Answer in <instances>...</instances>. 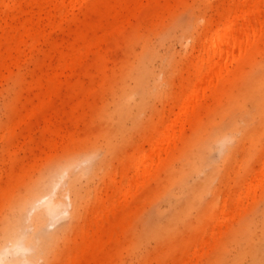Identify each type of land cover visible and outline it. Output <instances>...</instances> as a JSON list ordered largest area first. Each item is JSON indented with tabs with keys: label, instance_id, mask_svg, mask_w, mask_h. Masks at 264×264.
Listing matches in <instances>:
<instances>
[{
	"label": "bare ground",
	"instance_id": "1",
	"mask_svg": "<svg viewBox=\"0 0 264 264\" xmlns=\"http://www.w3.org/2000/svg\"><path fill=\"white\" fill-rule=\"evenodd\" d=\"M27 1L43 7V10L41 9L43 13H41L44 14V17L39 11L36 21L32 16L34 18L29 17V19L21 21L18 26L16 25L17 27H14V24L13 27L9 26L5 18L0 36V84L10 81L19 82L20 78L15 77L12 67H19L23 63L22 56L26 55L28 49L31 52L35 47H38V41L41 43L40 38L46 34V25L54 27L58 23L61 24L75 8H84L85 17L93 14L100 16L98 21L89 22L85 27L74 31V41L70 43L66 52H58L57 65L51 75L48 72L49 76L46 78L34 80L33 83L40 87L38 93L35 94L39 102L37 98L33 100L38 104L27 109L25 116L22 114L24 117H21V122L49 107L54 97L61 96L62 86L65 83L67 89L72 91L71 95L83 93L80 92L81 90L76 91L74 86L68 85V73L73 74L82 68L85 59L95 48L98 49L96 65H101L106 61L104 54L99 51L101 45L107 44L112 33L116 36L122 35L127 27H130L133 34L128 38V41L135 43L141 39L142 23L148 18L155 21L152 27L157 29L163 27V21L174 17L178 10L191 7L187 0ZM218 1L219 5H217L215 13L209 16H199L193 23L195 26V29L192 30L193 33L188 36L191 43L186 42L188 44L185 47L190 49L192 57L188 62L186 75L183 77L182 90L179 93L182 102L174 121L171 125H164L166 128L159 131L160 135L157 141L149 144L150 149H139L138 155L130 158L127 169L122 168L119 172L124 180L131 175V172L132 175L134 174L133 177L130 176L126 183L123 181L118 187L114 185L113 181L106 183L105 197H99L96 201L97 205L95 207L93 205L92 209L86 206L91 216L89 219H85L82 224L77 225L81 217L80 210L84 203L86 204V193H89V188L82 190L84 187L80 182L82 178L89 181L97 175L98 170L100 172L107 160L94 164L96 146L92 143L89 132L94 122V115L91 117V123H85V130H88H86L88 134L86 133L84 137L72 129L61 135L62 128L59 129L57 134L61 138V142L56 140L50 145L54 148L60 145L61 147L58 148L66 151L65 157L63 156L64 158L50 166L46 164L48 168L45 171L38 172L37 177L26 183L16 195L9 197L7 203L2 207L5 214L0 218V264H57L58 259L64 257L63 247L67 244L72 245L73 248L71 247L65 257V264H84L87 257H90L94 264H108V258L105 262L99 259V253L103 251V244L105 242L109 244L118 226L123 227V212L126 207L130 206L129 200L135 197L138 185L145 182L147 177L152 174L154 167L170 155L180 139L184 148L183 154L187 155V159L182 162L180 169L176 172L171 173L169 169L165 170V174L168 175V188L165 197L169 204L176 205L175 212L168 218L166 224L171 226L173 223L187 224L190 221L192 210L196 209L197 214L200 215L216 205L219 188L213 187V182L218 176L219 167L211 160V154L214 150H218L222 163L230 162L233 151L232 148L226 150V145L233 140H236L238 144L241 143L243 135L249 131L253 123L257 119L264 120V0ZM200 2L204 3L203 5H212V0H194L193 4ZM16 4L17 0H6L4 6L11 10ZM119 19L121 20L120 25L115 26V22H118ZM43 20H46V24H42ZM125 20L127 21L125 22ZM133 20L136 21L135 24L132 23ZM198 26H202L201 31L197 30ZM150 53L147 41H143L142 55L136 54V60L122 63L118 79L123 83L114 95L113 109L110 108L112 111L104 112L100 116L106 124L117 119L119 133L123 132L124 120L135 117L137 121L140 111L146 105L147 98L156 97L159 93L161 84L158 81L154 82L153 88L148 85L151 75L148 62L153 57ZM128 78L133 81V86L125 84ZM236 89L238 91L234 93ZM30 92L27 94H32ZM97 92V90H86L84 95L86 98L93 97ZM225 95L229 102L223 109L222 121L213 122L209 129H205L203 118L212 111L208 101H218ZM30 99L32 100V97ZM132 102H135L134 106L131 105ZM83 103L84 101H81L76 105H71L73 114L79 111L78 109L83 111L78 113L72 122L70 121L76 129L78 123L82 122L87 114ZM92 107L90 104L87 105V110H90L91 114ZM135 111L137 114L134 116ZM187 119L189 129L193 134L183 137L184 123ZM15 121L17 122V120ZM241 122L245 124L240 126ZM8 125L10 126V124ZM18 125L19 122L16 123V129ZM14 128L10 127L9 131H13ZM102 129L104 128L102 127ZM154 130L158 131L159 126H156ZM102 135L105 138L106 157L114 155L115 146L110 139L111 133L106 130ZM189 140L197 147L193 155H188ZM80 148L82 151H78ZM207 167L211 168L210 171L205 170ZM201 173H204V177L197 184L190 185L189 178L199 176ZM88 174L90 175L87 176ZM14 179V173L11 172L10 183ZM61 184L62 189L58 193L57 190ZM109 190L112 191V194H109ZM208 194H211L212 198L204 202V198ZM117 195L120 197L119 200L116 199ZM259 213L260 218L257 221L256 215ZM65 216L70 218V223L58 230H51L61 220L67 222V219L63 220ZM83 218H85L84 215ZM257 223L260 224L264 234V209L258 208L252 218L246 219L238 225L234 243L241 245L236 253V258L241 259L250 255L257 260L264 254V242L254 241L251 233L252 227ZM72 229L79 232L78 239L67 236ZM160 229L161 227L151 230L150 233L159 234ZM228 253L229 251L224 253L221 263Z\"/></svg>",
	"mask_w": 264,
	"mask_h": 264
},
{
	"label": "rangeland",
	"instance_id": "2",
	"mask_svg": "<svg viewBox=\"0 0 264 264\" xmlns=\"http://www.w3.org/2000/svg\"><path fill=\"white\" fill-rule=\"evenodd\" d=\"M5 2L6 0H0V36L5 18L9 26L15 25L14 27H17L21 21L23 22L29 17H35L34 20L36 21L39 11L40 14L43 13V7L29 3L27 0H17L16 6L11 10L5 8ZM193 2L194 0H187L191 7L180 9L174 17L165 19L163 27L153 28L155 21L148 18L142 23L141 39L135 43L128 41V38L133 34L130 27H127L128 31L126 30L122 35L116 36L112 33L107 44L101 45L99 51L104 54L106 61L101 65H96L98 49L95 48L85 59L82 68L73 74L68 73V85L74 86L76 91L81 90L80 92L83 93L71 95L72 91L67 89L65 83L62 86L61 96L54 97L53 104L51 103L42 112L33 115V117L25 118V121L21 122V117L25 116L27 109H31L39 102L35 94L38 93L40 87L33 83L34 80L44 79L51 75L57 65L58 52H66L70 43L74 41V31L85 27L89 22L98 21L100 15L93 14L85 17L84 8H75L66 19L64 18L61 24L51 26L52 28L45 26L46 34L40 38L41 43L38 41V47H35L31 52L29 49L26 51V55L22 56V66L12 67L13 74L16 75L14 76L20 78L19 82L10 81L0 84V218L5 214L2 207L7 203L9 197L22 190V187L37 177L40 171H45L48 166L65 157L66 151L58 148L61 147L60 145L57 147L58 150L50 145L56 140L61 142L57 131L62 128L60 134L64 135L67 130L72 129L84 137L86 133L88 134V130H85V123H91L92 115H94V122L89 132L92 143L97 147H95L94 164L101 163L105 159L107 163L101 167L100 172L98 170V174L92 179L88 181V179L82 178L80 182L84 187L82 190L89 188V193H86V204L84 203L80 210L81 217L77 225L82 224L85 219H89L91 216L86 206L92 209L93 205V207L97 205L96 201L99 197H105L106 183L113 181L114 185L118 187L121 182L126 183L130 176L133 177L134 174L132 175L131 172V175L124 180L119 172L122 168L127 169L130 158L136 157L139 149H150L149 144L157 141L160 135L159 131H163L165 126L171 125L179 111V105L182 102L179 93L182 90L181 86L183 77L186 75L188 62L192 57L190 49H187L185 45L188 44L186 42L191 43L188 36L195 29L193 23L199 16L213 15L217 5H219L218 0H212L211 6L203 5L202 2L195 4ZM42 16L44 17V14ZM11 17L12 20H10ZM43 21L42 24H46V20ZM62 23L64 24L62 25ZM115 23V26L120 25L121 20L119 19ZM132 23L135 24L136 21L133 20ZM201 28L202 26H198L197 30L201 31ZM143 41H147V47L150 49V54L153 55L148 62L151 73L148 85L153 88L154 82L158 81L161 84L159 93L156 97L147 98L146 105L140 111L137 121L135 117L125 119L123 132L119 133L117 131V119L106 124L100 116L104 112L112 111L114 95L123 83L119 82L118 79L121 74L122 63L136 60V54L142 55ZM46 58L50 59L47 60ZM125 84L133 86V81L128 78ZM29 90L32 94H27L30 92ZM86 90H97L98 92L95 96L86 98L84 95ZM237 91L236 89L234 93ZM227 95L222 96L218 101H208L212 111L203 118L205 129H209L213 122L222 121L223 109L229 102ZM29 96L32 97V100ZM36 98L38 102L33 101ZM80 100L84 101L87 114L83 121L78 123L76 129L71 122L78 116V113L83 111L78 109L79 111L73 114V106L71 105L80 103ZM86 101L93 106L92 114L90 110H87ZM131 105L134 106L135 102H132ZM136 114L135 111L133 115ZM261 120L257 119L253 123L249 131L243 135L241 143L238 144L236 140H233L226 145V150L232 148L233 151L230 162L223 164L218 150H214L211 154V160L219 167L218 176L213 182V187L219 188L216 205L200 215L194 209L191 211L190 221L187 224L173 223L171 226L166 223L175 212L176 205L174 203L169 204L165 197L168 188V175L165 174V170L169 169L171 173L176 172L180 169L182 162L187 159V155L184 156L183 154L184 148L180 139L170 155L154 167L152 174L147 177L145 182L138 185L135 197L129 200L130 206L126 207L123 212L124 225L117 227L109 244L108 242L103 244V251L99 253L100 261L105 262L108 258V264H220L224 253L229 251L221 264H264V254L257 260L250 255L241 259L236 258V253L241 244L234 243L238 225L246 219L252 218L258 208L264 209V120ZM18 122L20 127L18 125L16 129ZM184 124L183 137L191 136L193 133L189 129L188 119ZM244 124L241 122L240 126ZM3 125L9 126V129L10 127L15 128L13 131H9ZM156 126H159L158 131L154 130ZM106 130L111 133L110 139L115 146L114 155L107 157L104 146L105 138L102 135ZM153 130L154 133H152ZM80 149L78 151H82V148ZM196 149V145L189 140L188 155H193ZM210 169L207 167L205 170L210 171ZM11 172L14 173L15 179L10 183ZM203 177L204 173L190 177V185L197 184ZM61 189L62 184L57 190L58 193ZM109 194H112L111 190H109ZM211 198L212 195L208 194L205 196L204 202L211 200ZM116 199H120L119 195L116 196ZM259 218L260 213L256 215V220L258 221ZM66 219L67 222L61 220L51 230H58L70 223L71 220L68 216L63 218V220ZM160 227L159 234L150 233L151 230ZM260 227L259 223L252 227V237L254 241L264 242V234ZM67 236L78 239L79 232L72 229ZM71 247L72 245L68 244L63 247L64 257H60L57 264H65V257ZM84 264H94V261L87 257Z\"/></svg>",
	"mask_w": 264,
	"mask_h": 264
}]
</instances>
